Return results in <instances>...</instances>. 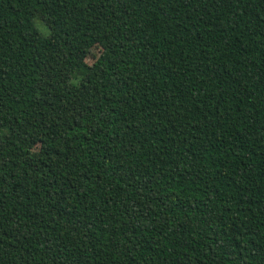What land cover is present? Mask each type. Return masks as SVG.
<instances>
[{"label":"trees","instance_id":"trees-1","mask_svg":"<svg viewBox=\"0 0 264 264\" xmlns=\"http://www.w3.org/2000/svg\"><path fill=\"white\" fill-rule=\"evenodd\" d=\"M0 264H264V0H0Z\"/></svg>","mask_w":264,"mask_h":264},{"label":"rangeland","instance_id":"rangeland-1","mask_svg":"<svg viewBox=\"0 0 264 264\" xmlns=\"http://www.w3.org/2000/svg\"><path fill=\"white\" fill-rule=\"evenodd\" d=\"M36 25L39 28V30L43 33V34H47L49 32V29L47 28L46 25H43L40 21H36ZM100 52V48L96 47L94 48L88 58V63H92L93 61H95V59L98 57Z\"/></svg>","mask_w":264,"mask_h":264}]
</instances>
